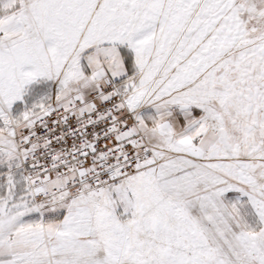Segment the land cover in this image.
<instances>
[{"label": "snow or ice", "instance_id": "snow-or-ice-1", "mask_svg": "<svg viewBox=\"0 0 264 264\" xmlns=\"http://www.w3.org/2000/svg\"><path fill=\"white\" fill-rule=\"evenodd\" d=\"M0 189V264H264V0H0Z\"/></svg>", "mask_w": 264, "mask_h": 264}, {"label": "rangeland", "instance_id": "rangeland-1", "mask_svg": "<svg viewBox=\"0 0 264 264\" xmlns=\"http://www.w3.org/2000/svg\"><path fill=\"white\" fill-rule=\"evenodd\" d=\"M31 102V101H29ZM0 191H2V189H0ZM20 191H22V185H19L17 186V192L19 193Z\"/></svg>", "mask_w": 264, "mask_h": 264}]
</instances>
